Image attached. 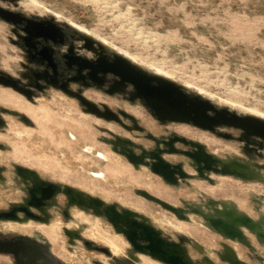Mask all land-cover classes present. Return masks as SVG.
I'll list each match as a JSON object with an SVG mask.
<instances>
[{"label":"rangeland","instance_id":"obj_1","mask_svg":"<svg viewBox=\"0 0 264 264\" xmlns=\"http://www.w3.org/2000/svg\"><path fill=\"white\" fill-rule=\"evenodd\" d=\"M38 2L0 0V5L28 16L54 18L68 30H76L96 43H102L111 55L120 54L149 74H156L159 68L162 71L160 76L218 107H226L241 115H251L252 110L264 114V0ZM11 25L0 18V71L24 86L35 88L31 84V72H23V63L29 64V70L34 63L28 61L24 49L13 42L18 37L11 31ZM103 39L107 43H103ZM86 98L101 108L107 105L115 111H126L137 119L141 129H137L127 117L122 122L130 128L86 112L78 97L58 87L35 89L29 99L0 83V108L15 109L32 121L30 125L19 116L0 111V116L5 119V126L0 127V144L6 146L0 148V210L19 204L27 195L26 184L16 169L21 165L37 170L46 180L74 186L108 203L117 202L145 214L165 236L174 240L183 237L188 246L182 241L187 255L190 254L197 264H213L212 259L214 264H229L230 261L231 264H264V238L255 229L242 225L245 229L243 239L230 237L222 229H215L208 219L209 214L227 209L249 213L250 220L260 223L264 233V170L259 169L264 164V142L260 145L248 143L253 140V135L251 138L243 136L244 141L240 138V130L230 126L219 125L215 131H210L182 121L160 120L161 123L141 99L135 102L121 100L120 96H111L96 87L86 92ZM173 133L205 144L223 164L233 159L248 165L256 174L248 176L249 180H242L210 173L214 181L211 183L196 175V170L183 155L170 154L167 156L171 160L183 161L186 170L197 176L182 180L181 185H172L146 167L135 168L125 156L113 151L112 146L103 141L119 135L149 148L153 145L147 138L150 134L164 136ZM179 147L184 148V145L179 144ZM138 189H145L175 204L179 210L183 209L181 211L188 219L178 218L157 202L138 194ZM57 196L45 207L49 217L53 213L48 223L32 219L23 223L20 220H0V233L38 236L67 264L112 263L111 256L88 248L80 237L72 236L69 243L64 232L67 227L76 229L79 235L83 234L85 239L93 240L97 245L107 246L117 258L127 255L130 263L165 264L145 254L142 260L136 259L129 241L117 233L104 216L74 205L70 208L72 215L64 218L58 209H53ZM59 201L65 205L63 196ZM219 230L225 234L220 235ZM241 240L252 249L239 242ZM0 258L9 259L8 256ZM128 261L122 264H129Z\"/></svg>","mask_w":264,"mask_h":264},{"label":"water","instance_id":"obj_2","mask_svg":"<svg viewBox=\"0 0 264 264\" xmlns=\"http://www.w3.org/2000/svg\"><path fill=\"white\" fill-rule=\"evenodd\" d=\"M0 18L14 26H18L26 34L24 39L28 46H33V39L54 37L56 34L55 24L51 22L46 24L42 21H36L19 11L7 9L2 5H0ZM88 39L95 41L90 37H88ZM98 44L104 47L102 43ZM115 57V62L102 66L100 70L104 73H111L120 77L123 82L131 83L135 87V96L143 101L145 106L151 110L158 120L162 119L159 112L165 108H170L185 117V119H171L170 121L175 120L176 122L182 121L191 123L196 127L210 131H215L216 127L219 125H226L241 129L243 132H251L254 138L252 141L248 140L249 143L260 145L264 142V119L252 115H241L226 107H218L208 99H204L199 95L189 94L180 85L165 77L143 71L120 54H115ZM84 68L90 67L85 66ZM0 83L12 87L16 91L26 95L29 99H32V91L30 89L21 85L19 80L10 75L3 74L2 71H0ZM75 96L78 97L85 106L86 112L106 120H113L123 124L118 118L117 112L112 110L109 106L104 105L103 108H101L98 104L89 100L82 94H76ZM0 111L8 115L19 116L25 123L32 124V121L26 114L15 109L1 107ZM119 113L124 117L130 118L136 126L137 119L134 116L126 111H120ZM1 126H5V120L0 116V127ZM136 128L141 129L140 126H136ZM107 131L113 133L110 130ZM243 132L240 138L244 140ZM219 134L226 137L231 136L230 134ZM149 138L155 140L156 148L145 149L141 147L140 153L136 152V147H138L137 143L130 138L115 135L114 139L105 140L104 138L103 141L112 145L113 151L125 156L135 168L139 169L140 165H143L150 172L172 185H178L182 180L195 178L196 175L186 170L183 161L172 162L168 160L166 155L170 154L183 155L193 160L194 163L191 161L187 163L198 172V176L205 178L211 183H214V181L210 177V173L235 176L240 179L243 178L242 180L249 178L244 175L243 172L232 168L230 165L221 163V158L208 151L206 145L201 142L175 135L169 140H161L160 143L164 146L161 147L158 142L159 140L154 135H149ZM257 138L260 139V142L257 141ZM176 143L189 145L192 149H181L176 146ZM123 144H127V147H124ZM0 148L4 149L6 146L0 144ZM260 167L264 170V164H261ZM16 169L22 181L28 185L29 195L27 198H24L23 202L13 205L10 209L0 210V220L24 221L32 219L35 221L40 220L48 222L49 213L45 207L57 194L62 193L67 196L68 206L76 205L77 207H84L95 215L106 217L113 225L115 231L123 234L130 245L140 253L149 255L153 259L159 260L165 264H197L190 254L187 255L183 245L185 241L183 237L180 238L179 242L170 240L164 235L162 229L157 228L147 220L145 214L125 208L117 202L108 203L104 199L74 186L46 180L37 170L32 168L17 165ZM136 192L175 213L178 218L188 219L184 213L178 212L176 206L149 191L138 189ZM33 208L37 209L41 214L34 212ZM195 211L201 215L204 220H207V217L199 210ZM20 213H23V216L19 215ZM210 221L215 229L224 227L222 221L219 219L211 218ZM249 223V217H246L242 222L244 226H248ZM224 229L227 231L225 233L228 234V236H241L239 231L228 230L226 226ZM65 231L70 237L77 236L81 238L78 232H71L68 229H65ZM219 232L220 235L223 234L221 230ZM262 235L264 236V234ZM240 242L247 244L242 240ZM85 244L90 249L99 250L112 256V252L107 246L95 245L94 242L90 240H85ZM0 252L17 254L18 249L0 248ZM23 253L28 254L25 250Z\"/></svg>","mask_w":264,"mask_h":264},{"label":"flooded vegetation","instance_id":"obj_3","mask_svg":"<svg viewBox=\"0 0 264 264\" xmlns=\"http://www.w3.org/2000/svg\"><path fill=\"white\" fill-rule=\"evenodd\" d=\"M28 17L36 21H42L46 24H49L51 22L56 26V34L54 35V37H41V38L33 39L32 41V43H34L33 46H28L24 39V36H26V34L18 26L11 25V31L15 33L18 37L17 39H13V42L15 44L20 45L24 49L23 52L24 56L28 59V61L34 63V67L31 70H29L30 67L28 63H23L25 69L23 70V72L25 71L26 72L28 71V73L31 72L29 74L31 75L33 81V83L31 84H33L35 88L24 85L23 86L30 89L32 91V94L35 92V89L41 91V90H45L47 87H58L61 90H64L66 93H69L70 95L75 96L76 94H82L86 97V92L91 91L93 90L94 87H96L97 89L100 90L102 89L103 93H107L111 96L114 95L120 96L121 100L128 99L134 102L136 100H140V98H137L135 96V87L131 83L123 82L120 79V77L111 73H104L103 71L100 70L102 66L115 62L116 60L115 54L111 55L108 51L105 50L104 47H102L95 41L88 39L86 35H82L78 33L76 30L75 31L68 30L65 26L57 23L54 20V18H40L34 16H28ZM85 66H89L90 68H84ZM119 82H121L122 84L117 85V83ZM120 111H124V110H119L115 112L119 113ZM158 122L161 121L158 120ZM172 123H176V122H172ZM121 125H123L126 128H130V126L127 125L126 122H124ZM222 126H226V125H222ZM239 130L241 132L240 135L241 137L243 131L241 129ZM222 134H228V133H222ZM150 135H154L157 139L160 140H169L171 137L179 134L173 133L164 136H158L155 134H150ZM150 139L153 142V145L151 147L145 148L142 145L138 144V147H136V152L140 153L141 147L145 149L156 148L155 140L152 138ZM179 144L182 143H176V146L179 147ZM161 147L164 146L161 144ZM181 149H192V147L189 145H184V148ZM185 158L186 160H188L187 157ZM26 188H27L26 189L27 195L25 198H27L29 195L27 184H26ZM60 196H63L65 205H62L60 203L59 201ZM23 201L24 199L22 200V202ZM51 201L52 200H50V202ZM71 207L72 206H68L67 196L62 193H59L57 196V204H55V207L53 209H58L62 213L63 217L68 219V217L72 215L70 211ZM33 211L41 214L35 208H33ZM19 215L23 216V213H20ZM52 216L53 213L49 217L48 222L50 221ZM40 222L44 223L45 221H40ZM65 229H68L71 232H77L76 229L67 228V227H65ZM64 232L70 243L71 240L70 235L67 234L66 231ZM168 238L170 239V237ZM80 240H82L85 244V240L88 239H85L82 234ZM170 240H174V239H170ZM174 241L179 242L180 239ZM93 242L95 245H97L95 241ZM184 244L187 246L186 241H184ZM248 247L251 248L249 245ZM0 248L18 249L17 254L0 252V257L3 256L9 257V259L0 258V264H67L64 260H61L59 257L55 255V253L51 249V246L47 242H45L40 237L35 235L33 236L31 234H25V233L1 234L0 233ZM24 250L27 251L28 254L23 253ZM221 251H220V256H221ZM111 257L113 258L111 264H122L126 260H130L127 257V255L121 259L117 258L113 254ZM212 262L214 264L213 259ZM131 263L135 264L133 262ZM98 264H104V263L99 262ZM229 264L231 263L229 262Z\"/></svg>","mask_w":264,"mask_h":264},{"label":"bare ground","instance_id":"obj_4","mask_svg":"<svg viewBox=\"0 0 264 264\" xmlns=\"http://www.w3.org/2000/svg\"><path fill=\"white\" fill-rule=\"evenodd\" d=\"M31 2L32 3H34V4H38L39 2H38V0H31ZM79 28L81 29V30H83V31H85V32H89L88 31V29H86L84 26H79ZM88 40V39H87ZM89 41V40H88ZM102 42L103 43H107V41L106 40H102ZM34 44V43H33ZM74 60V59H73ZM83 67V66H82ZM164 71V70H163ZM166 71V70H165ZM164 71V72H165ZM161 70H159V68H158V70H157V72H156V74H159V75H161ZM163 72V73H164ZM168 74V73H167ZM167 76V75H166ZM99 77V76H98ZM103 78V77H102ZM95 79H96V77H95ZM118 82V81H117ZM119 84H122L121 82H119V83H117V85H119ZM116 85V86H117ZM121 87V86H120ZM111 88H113V87H111ZM118 88V87H117ZM116 90V89H115ZM136 92V91H135ZM251 110V109H250ZM160 113V115H161V117H162V121H166V120H171V119H185V117H183L182 115H180V114H178L175 110H173V109H170V108H165V109H163L162 111H160L159 112ZM251 115L252 116H255V117H258V118H261V119H264V114H262V113H259V112H257L256 110H252L251 111ZM3 116V115H2ZM117 116H118V118L121 120V121H124V119L126 118V117H124V116H122V115H120V114H118L117 113ZM5 120V119H4ZM111 121H113V120H111ZM7 122V121H6ZM115 122V121H114ZM137 125L136 126H139L138 125V123H136ZM244 135L243 136H245L246 138H251V136L253 135L251 132H244L243 133ZM250 140H252V139H250ZM160 141L161 140H159L158 142H159V144H160V146H161V143H160ZM249 143V142H248ZM124 147H127V145H125ZM112 151V150H111ZM102 154V153H101ZM114 156V155H113ZM102 157H103V155H102ZM105 157H107L108 159H109V156L106 154L105 155ZM118 158H120V157H118ZM114 160V159H113ZM225 160V159H224ZM110 161V160H109ZM193 162L194 163V161L193 160H191V159H189L188 158V160H187V162ZM242 161V160H241ZM119 162H120V160H119ZM224 164H228V165H230L232 168H234V169H237V170H239V171H241V172H243V174L244 175H246V176H252V175H254V174H256V172L254 171V170H252L251 168H249L248 167V165H246V164H243V163H239V162H236V160L235 161H233V159H232V161H228V162H225ZM251 166V165H250ZM143 167H145V166H143V165H140V168L139 169H141V168H143ZM259 169H260V166H259ZM196 172V175H198V172L197 171H195ZM261 172H263V171H261ZM189 173H191L190 171H189ZM194 173V172H193ZM207 173V172H206ZM195 174V173H194ZM1 175V174H0ZM210 176H211V174H209ZM258 176V175H257ZM197 177V176H196ZM200 177V176H199ZM259 177V176H258ZM203 178V177H202ZM256 178V177H255ZM3 179V178H2ZM1 179V180H2ZM205 179V178H204ZM251 179H253V178H251ZM257 179V178H256ZM249 180V179H248ZM262 180V179H261ZM250 182V181H249ZM180 183H181V181H180ZM180 183L178 184V185H180ZM164 200V199H163ZM166 201V200H165ZM168 202V201H167ZM170 203V202H169ZM219 203V202H218ZM217 203V204H218ZM214 204H216V203H214ZM237 204V203H236ZM172 205H175V204H173L172 203ZM213 205V204H212ZM239 205V204H238ZM76 206V205H75ZM180 205H178V207H179ZM181 207V206H180ZM263 207V206H262ZM225 208H227L226 206H225ZM178 209V208H177ZM195 209V208H194ZM216 209V208H215ZM221 209V208H220ZM235 209V208H234ZM182 211H183V209H181ZM181 210H179L178 209V212L179 213H182V211ZM242 210V209H241ZM215 211V210H214ZM49 212V211H48ZM84 212V211H83ZM217 212V211H216ZM195 213V212H194ZM249 214V213H248ZM248 214H244V213H240V212H236V211H233V210H231V209H227V210H224V211H222V212H218L217 214H209L208 215V219H209V221H210V219L211 218H213V219H219L220 221H222V223H223V225H224V227L226 226V229H228V230H231V231H239L240 233H241V236H236V237H240V238H242V231H244L245 229L242 227V222H243V220L246 218V217H251L250 215H248ZM176 215V214H175ZM190 215H192V214H190ZM146 216V215H145ZM260 216V215H259ZM258 216V217H259ZM147 217V216H146ZM190 217V216H189ZM193 218V217H192ZM191 217H190V219H192ZM29 221H31V219H27V220H24V221H20V222H29ZM210 224H211V221H210ZM260 223H256L255 221H253V220H250V223H249V227H251V228H253V229H255L261 236L260 237H262V238H264V236L262 235V234H264V233H262L263 232V229H262V227L259 225ZM181 227V226H180ZM224 227L222 228H220V229H222L224 232H227L225 229H224ZM212 228V227H211ZM245 228H246V226H245ZM248 228V227H247ZM178 229H179V226H178ZM181 229V228H180ZM183 230V229H182ZM220 231V230H219ZM248 231V230H247ZM249 232V231H248ZM253 232V231H252ZM79 233V232H78ZM118 233V232H117ZM256 233V232H255ZM223 234H225V233H223ZM246 234V233H245ZM250 234V233H249ZM254 234V233H253ZM247 236H248V234H246ZM251 236V235H250ZM75 237H77V236H75ZM117 237L118 238H120L121 239V236L120 235H117ZM231 237V236H230ZM235 237V238H236ZM254 237H255V235H254ZM258 237V236H257ZM256 237V238H257ZM226 239H228V238H226ZM243 239V238H242ZM235 240V239H234ZM245 240V239H244ZM249 240V239H248ZM246 241V240H245ZM233 242V241H232ZM240 242V241H239ZM225 243V242H224ZM227 243V242H226ZM225 246V245H224ZM234 246V245H233ZM235 247V246H234ZM229 248V247H228ZM231 248H232V246H231ZM230 248V249H231ZM134 249V248H133ZM234 248H232V250H233ZM231 250V251H232ZM237 250V249H236ZM225 251V250H224ZM228 251V250H227ZM230 251V250H229ZM206 252H207V250H206ZM239 252V251H238ZM237 252V253H238ZM144 254L143 253H140L139 251H137V250H135L134 249V252H133V256L136 258V259H140V260H142L143 258H144V256H143ZM210 255V254H209ZM222 255H223V253H222ZM224 255H225V253H224ZM238 255V254H237ZM236 255V256H237ZM242 255V254H241ZM235 257V256H234ZM240 257V256H239ZM236 258V257H235ZM241 258H243V257H241ZM243 260V259H242ZM239 261H240V259H239ZM153 262H155V261H153ZM205 262V261H204ZM231 262V261H230ZM242 262V261H241ZM240 262V263H241ZM155 263H157L158 264V262H155ZM206 263V262H205ZM207 264V263H206ZM209 264V263H208ZM244 264V263H243Z\"/></svg>","mask_w":264,"mask_h":264},{"label":"crops","instance_id":"obj_5","mask_svg":"<svg viewBox=\"0 0 264 264\" xmlns=\"http://www.w3.org/2000/svg\"><path fill=\"white\" fill-rule=\"evenodd\" d=\"M169 160H171L170 158H169V156H166ZM172 162H176V161H173V160H171ZM158 178H160V177H158ZM161 179V178H160ZM184 181H182L181 183H180V185L183 183ZM262 197H264V196H262ZM254 202V201H253ZM254 204H255V202H254Z\"/></svg>","mask_w":264,"mask_h":264}]
</instances>
